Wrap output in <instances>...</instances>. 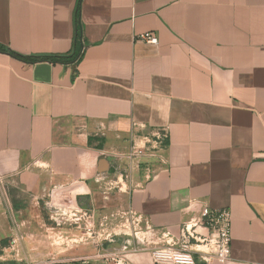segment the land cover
<instances>
[{"label": "crops", "instance_id": "0c3cea01", "mask_svg": "<svg viewBox=\"0 0 264 264\" xmlns=\"http://www.w3.org/2000/svg\"><path fill=\"white\" fill-rule=\"evenodd\" d=\"M76 2L0 0V46L70 54ZM80 22L76 67L0 50V175L34 200L67 191L88 216L120 211L162 237L203 204L229 208L231 258L206 264H264V0H81ZM144 32L158 42L134 39ZM162 127L165 164L108 162ZM63 264L171 263L135 250Z\"/></svg>", "mask_w": 264, "mask_h": 264}, {"label": "rangeland", "instance_id": "374dc122", "mask_svg": "<svg viewBox=\"0 0 264 264\" xmlns=\"http://www.w3.org/2000/svg\"><path fill=\"white\" fill-rule=\"evenodd\" d=\"M84 205L56 188L34 200L10 181H1L0 264L113 259L166 246L161 232L142 219L120 211L88 216Z\"/></svg>", "mask_w": 264, "mask_h": 264}, {"label": "built area", "instance_id": "2783aa9c", "mask_svg": "<svg viewBox=\"0 0 264 264\" xmlns=\"http://www.w3.org/2000/svg\"><path fill=\"white\" fill-rule=\"evenodd\" d=\"M138 42L156 44L158 38L154 32H144L134 36ZM84 49V48H83ZM130 139L136 137L130 133ZM144 144L130 147L128 153L107 154V160L114 165L118 160L130 159L132 155H149L161 164L166 163L165 152L168 147V131L166 127L157 128L150 134L142 137ZM148 145H145V144ZM147 146V147H146ZM145 180L156 174V169L150 162L144 163ZM129 167L120 172L123 179L129 177ZM4 178L0 175V182ZM231 219L229 208H212L203 204L199 214L186 221L180 229L178 237L169 236L164 232L166 246L152 249L149 254L155 263L171 264H206L211 260L224 263L231 258ZM204 230L201 232L198 229ZM56 261L53 264H62Z\"/></svg>", "mask_w": 264, "mask_h": 264}, {"label": "trees", "instance_id": "16d2710c", "mask_svg": "<svg viewBox=\"0 0 264 264\" xmlns=\"http://www.w3.org/2000/svg\"><path fill=\"white\" fill-rule=\"evenodd\" d=\"M80 2L81 0H77L76 7L74 11V21L76 25V43H78V48H74L72 52L66 56H51V55H20L17 54L8 48H4L0 46V50L6 51L11 55H14L26 62H35L39 60H50L53 62L60 61V62H67L70 63L72 66L76 67L78 61L80 60L83 48H84V41H82V34H81V22H80ZM81 41V42H80Z\"/></svg>", "mask_w": 264, "mask_h": 264}]
</instances>
